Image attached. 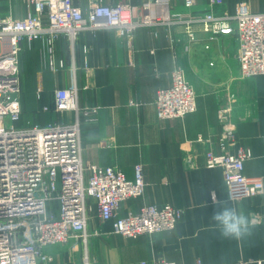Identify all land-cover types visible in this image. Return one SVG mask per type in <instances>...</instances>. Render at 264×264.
I'll return each mask as SVG.
<instances>
[{"label": "crops", "instance_id": "1", "mask_svg": "<svg viewBox=\"0 0 264 264\" xmlns=\"http://www.w3.org/2000/svg\"><path fill=\"white\" fill-rule=\"evenodd\" d=\"M144 1L103 0L134 5ZM241 1L253 12H264V0H223L212 8L234 14ZM171 3L179 13L210 9V0H196L191 9L184 0ZM79 4L86 9L88 0ZM195 27L194 43L182 25L141 27L131 43L109 28L83 30L73 43L60 35L53 44L54 68L48 65L43 41L23 43L21 70L26 68L27 77L20 80L22 124L46 126L72 119L73 114L43 109L54 107L57 89L76 84L79 106L99 108L98 120L81 126L83 162L119 168L129 179L136 165L143 166L144 195L122 202L118 215L137 213L146 204L170 203L183 210L173 231L136 239L114 234L111 221L91 222L86 241L72 239L47 247L49 260L41 264H152L159 259L180 264H264V222L251 236L236 241L221 238L211 219L214 211L231 205L264 221V193L228 201L221 169L206 167L207 151L221 152L217 111L230 104L237 144L252 151L244 172L264 181V75L240 76L234 35L209 40L199 25ZM176 65L197 93V110L183 118L162 120L156 115V92L171 84ZM199 137L212 143L198 141ZM87 206L98 217L93 198H87Z\"/></svg>", "mask_w": 264, "mask_h": 264}, {"label": "built area", "instance_id": "2", "mask_svg": "<svg viewBox=\"0 0 264 264\" xmlns=\"http://www.w3.org/2000/svg\"><path fill=\"white\" fill-rule=\"evenodd\" d=\"M22 1L23 17H0V264H41L49 260L47 247L65 245L72 239L86 241L88 197L96 201L99 219L111 221L116 235L136 239L173 231L183 210L170 203L146 204L137 213L118 215L122 202L145 193L141 164L135 166L134 177L129 179L119 168L83 162L81 126L84 121H97L99 108L79 106L76 84L57 89L54 107L43 109L73 114L72 119L46 126H16L22 106L19 98L12 99L11 95L20 92L23 43L43 41L44 52L50 57L48 65L54 68L53 44L60 35L73 43L83 30L109 28L131 43L141 27L182 25L189 42L194 43L198 33L195 26L199 25L209 40L235 36L240 76L250 78L264 75V12H253L241 1L234 14L216 13L212 7L223 0H210V9L196 14L176 12L171 0H145L140 5L88 0L86 9L80 0ZM195 4L196 0H184L188 9ZM196 98L184 70L176 65L171 84L157 91V116L164 120L194 113ZM218 119L221 152L207 151L206 167L221 169L232 201L263 194V178L244 172L252 151L237 144L232 106L221 107ZM52 204L57 205V214L50 211ZM152 264L180 263L159 259Z\"/></svg>", "mask_w": 264, "mask_h": 264}, {"label": "clouds", "instance_id": "3", "mask_svg": "<svg viewBox=\"0 0 264 264\" xmlns=\"http://www.w3.org/2000/svg\"><path fill=\"white\" fill-rule=\"evenodd\" d=\"M227 199L230 201L231 196ZM211 219L215 222L221 238L236 241H243L251 236L253 230L264 222L258 215L246 214L242 208L231 205L214 211Z\"/></svg>", "mask_w": 264, "mask_h": 264}, {"label": "rangeland", "instance_id": "4", "mask_svg": "<svg viewBox=\"0 0 264 264\" xmlns=\"http://www.w3.org/2000/svg\"><path fill=\"white\" fill-rule=\"evenodd\" d=\"M24 6H25V4H23L22 0H7V1L6 0H0V17L1 18H7L10 16L11 17L13 16L14 18L21 17L23 15ZM21 67H22V63H21V55H20V75H19L20 80L23 79V77H25V79L27 77L26 68L21 70ZM156 94H157V92H156ZM18 96H19V94H18ZM155 102H156V97H155ZM196 102H197V98H196ZM228 105H230V104H228ZM224 106H226V105H224ZM221 107H223V106H221ZM155 109H156V107H155ZM219 109H218V111H219ZM232 110H233V108H232ZM218 111H217V118H218ZM156 115H157V113H156ZM181 118H183V117H181ZM218 121H219V119H218ZM219 124H220V121H219ZM16 126H29V125H27V124L23 125L21 120H20V122L18 124H16ZM220 128H221V124H220ZM237 137H238V129H237ZM199 138H202L201 142L212 143V140L209 138L208 139H204L203 137H199ZM199 138H198V141H200ZM208 140H210V142ZM217 143H218V139H217ZM210 150H212V149H210ZM49 206L51 209L50 211L54 214H57V211H58L57 205L52 204ZM88 217H89L88 226L90 225L91 222L101 221L100 219H98V217L96 216L95 213H93V215H91V211H90L89 207H88ZM88 235H89V233H88ZM87 239H88V236H87ZM82 241H84V240H82Z\"/></svg>", "mask_w": 264, "mask_h": 264}, {"label": "water", "instance_id": "5", "mask_svg": "<svg viewBox=\"0 0 264 264\" xmlns=\"http://www.w3.org/2000/svg\"><path fill=\"white\" fill-rule=\"evenodd\" d=\"M11 97H12V99H18L19 98L17 93L12 94Z\"/></svg>", "mask_w": 264, "mask_h": 264}]
</instances>
